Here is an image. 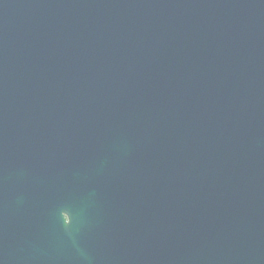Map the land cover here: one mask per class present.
Instances as JSON below:
<instances>
[{
    "label": "water",
    "instance_id": "95a60500",
    "mask_svg": "<svg viewBox=\"0 0 264 264\" xmlns=\"http://www.w3.org/2000/svg\"><path fill=\"white\" fill-rule=\"evenodd\" d=\"M0 264H264V0H0Z\"/></svg>",
    "mask_w": 264,
    "mask_h": 264
}]
</instances>
